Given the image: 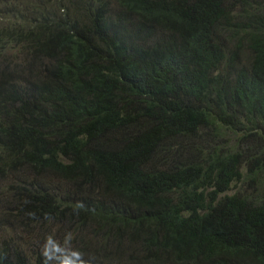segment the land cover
I'll list each match as a JSON object with an SVG mask.
<instances>
[{
	"label": "trees",
	"instance_id": "16d2710c",
	"mask_svg": "<svg viewBox=\"0 0 264 264\" xmlns=\"http://www.w3.org/2000/svg\"><path fill=\"white\" fill-rule=\"evenodd\" d=\"M0 198V264H264V0H0Z\"/></svg>",
	"mask_w": 264,
	"mask_h": 264
},
{
	"label": "rangeland",
	"instance_id": "374dc122",
	"mask_svg": "<svg viewBox=\"0 0 264 264\" xmlns=\"http://www.w3.org/2000/svg\"><path fill=\"white\" fill-rule=\"evenodd\" d=\"M232 190L231 192H233ZM0 198V205L2 204ZM2 207V206H0ZM26 220H24V224H26ZM63 226L55 223H46V222H36L32 226L23 225L17 229L14 233L11 230L7 233V235H14V240H17L20 247L23 250L31 253L32 250L36 247H40L41 250L44 247L46 241L51 238L53 241L52 244L49 245V249L52 250L56 245H59V249L64 247L67 243L66 240H60V233L63 231ZM74 238V236H73ZM67 248V246H65Z\"/></svg>",
	"mask_w": 264,
	"mask_h": 264
},
{
	"label": "clouds",
	"instance_id": "9594fccd",
	"mask_svg": "<svg viewBox=\"0 0 264 264\" xmlns=\"http://www.w3.org/2000/svg\"><path fill=\"white\" fill-rule=\"evenodd\" d=\"M52 243L53 241L51 240V238H49V240L46 241L44 247L42 248V255L45 258L46 264L50 260H56L58 264H67V261L61 260V253H60L59 245H56L55 248L52 250L49 249V245ZM80 264H84V261L81 260Z\"/></svg>",
	"mask_w": 264,
	"mask_h": 264
}]
</instances>
